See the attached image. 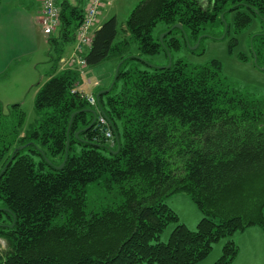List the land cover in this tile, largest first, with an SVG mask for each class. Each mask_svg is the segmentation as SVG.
<instances>
[{
  "label": "trees",
  "instance_id": "1",
  "mask_svg": "<svg viewBox=\"0 0 264 264\" xmlns=\"http://www.w3.org/2000/svg\"><path fill=\"white\" fill-rule=\"evenodd\" d=\"M80 1L58 2L52 49L76 41L86 9ZM228 13L236 32L254 18L264 27V0H141L121 27L117 16L103 22L85 53L87 66L111 54L122 61L95 106L78 89L80 73L63 67V48L58 71L37 92V126L24 130L21 104L0 101V237L8 244L0 264H197L222 238L214 264H232L233 236L252 226L264 231V98L230 87L216 60L191 71L183 61L151 71L123 67L130 38L141 54L180 47L176 37L156 41L159 22L180 23L198 39ZM120 29L128 38L115 43ZM263 32L252 34L260 49ZM95 113L107 118L113 146L97 122L90 126ZM95 185L103 197L94 209L88 187ZM179 192L204 214L195 230L178 223L166 202Z\"/></svg>",
  "mask_w": 264,
  "mask_h": 264
},
{
  "label": "rangeland",
  "instance_id": "2",
  "mask_svg": "<svg viewBox=\"0 0 264 264\" xmlns=\"http://www.w3.org/2000/svg\"><path fill=\"white\" fill-rule=\"evenodd\" d=\"M82 1V2H81ZM83 6L84 0H81ZM141 0H112L101 14L100 22H105L113 16H117L120 27L125 22L133 8ZM43 29V26L41 24ZM174 29L171 33L170 30ZM169 29L165 22H159L153 30L156 41L170 40L176 37L180 41V47H170L167 50L164 44L161 45L159 52L155 54H141L138 44L129 39L126 49V56L129 59L123 64L125 69L135 68L151 71L154 68L176 65L179 61L186 64V70L191 71L195 67L207 65L216 60L221 65V74L230 87L238 88L246 93L259 98H264V45L260 49L259 44L263 41L256 39L252 44V34H259L264 29L261 22L254 18L252 23L240 32L234 29V13L226 14L225 19L213 25H207L206 30L198 39L193 38L188 31L184 32L181 28L179 32L175 25ZM264 34V32H263ZM46 36V35H45ZM47 37V36H46ZM48 38V37H47ZM128 38L124 36L122 29L115 43ZM48 41L41 38L40 45L29 58H22L10 65V69L0 76V101L7 107L15 103H20L25 114L23 129L28 130L37 126L41 121L35 110V98L41 85L46 81L49 71L55 69L56 61L60 55L59 50L64 49V53L69 50L68 46H60L52 49ZM72 46V45H71ZM254 46V47H253ZM74 47V46H73ZM259 54L257 53V50ZM56 58L51 60L48 53ZM118 54H111L101 63L88 65L82 78L81 89L88 91L87 80L90 79L100 84L93 92L96 96L99 92L106 90L115 80L117 66L122 63ZM48 73V74H47ZM86 84V85H85ZM114 138L109 139L111 146ZM99 186H89V206L99 207L103 192L98 190ZM168 205L176 212L179 217L178 223H184L189 229L195 230L199 221L204 217L192 197L179 192L166 198ZM177 225L176 222L168 224L160 234L161 241H167L171 232ZM260 228V227H258ZM262 228V227H261ZM234 239V237H233ZM227 238H222L213 245L211 253L197 264H214L221 256L223 246ZM8 250L7 241L0 237V255Z\"/></svg>",
  "mask_w": 264,
  "mask_h": 264
},
{
  "label": "crops",
  "instance_id": "3",
  "mask_svg": "<svg viewBox=\"0 0 264 264\" xmlns=\"http://www.w3.org/2000/svg\"><path fill=\"white\" fill-rule=\"evenodd\" d=\"M68 1L72 5L78 4V0ZM87 2L84 0V7ZM41 16L42 0H0V76L13 62L34 54L41 38L48 41L41 27ZM73 46L75 42L65 55L71 53ZM81 82H78L79 90H82ZM99 85L98 81H92L90 87L87 85L86 93L94 94ZM258 227H249L233 236L239 252L232 264H264V231Z\"/></svg>",
  "mask_w": 264,
  "mask_h": 264
},
{
  "label": "built area",
  "instance_id": "4",
  "mask_svg": "<svg viewBox=\"0 0 264 264\" xmlns=\"http://www.w3.org/2000/svg\"><path fill=\"white\" fill-rule=\"evenodd\" d=\"M112 0H88L85 14L80 26L76 31L75 46L71 53L62 58L63 67L76 69L81 75L85 73L87 62L85 53L91 48L95 31L100 27V17L103 9L110 5ZM60 8L57 0H42L41 24L44 34L49 37L56 33L60 24ZM92 84V80H87ZM86 100L90 105L95 106L97 99L93 94H86ZM97 125L109 139L113 138V131L109 126L107 118L100 115L96 119Z\"/></svg>",
  "mask_w": 264,
  "mask_h": 264
},
{
  "label": "water",
  "instance_id": "5",
  "mask_svg": "<svg viewBox=\"0 0 264 264\" xmlns=\"http://www.w3.org/2000/svg\"><path fill=\"white\" fill-rule=\"evenodd\" d=\"M221 18H223V14H221ZM175 27H177V28H181V29L183 28V27H182V24H180V23L175 24ZM120 65H121V63L117 66L115 79L117 78V73H118V70H119ZM167 67H170V66H167ZM114 82H115V80H114ZM114 82L110 85V87H109L108 89L99 92V93L96 95L97 99H99V97H100L101 94L106 93V92H109V91L111 90V88L113 87ZM73 115H74V114H73ZM73 115H72V117H73ZM95 122H96V113H95V118H94L93 122L90 124V126H92ZM76 135H78V132L76 133ZM68 142H69V141H68ZM68 142H67V145H68ZM23 148H24V146H19V147L15 148L14 151H13V154H12V156H11L10 161L13 159V157H14V153H15L17 150H21V149H23ZM116 152H117V150L115 151V153H116ZM47 161L50 162V160H49L48 158H47ZM64 164H65V160H64L60 165L56 166V168H57V169H62L63 166H64ZM7 166H8V164L5 166V168H7ZM5 168L2 170V172L5 170Z\"/></svg>",
  "mask_w": 264,
  "mask_h": 264
}]
</instances>
